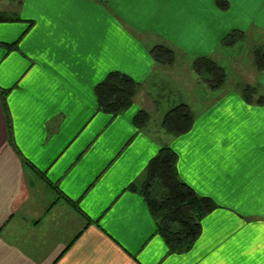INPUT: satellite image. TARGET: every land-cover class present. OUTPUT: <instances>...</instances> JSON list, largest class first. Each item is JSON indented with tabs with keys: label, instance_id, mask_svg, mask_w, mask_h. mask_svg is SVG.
Segmentation results:
<instances>
[{
	"label": "crops",
	"instance_id": "obj_1",
	"mask_svg": "<svg viewBox=\"0 0 264 264\" xmlns=\"http://www.w3.org/2000/svg\"><path fill=\"white\" fill-rule=\"evenodd\" d=\"M215 1L0 0V264H264V71L251 104L202 81L205 101L188 105L194 122L178 137L160 121L180 103L152 90L159 43L216 62L231 30L264 44V0ZM111 72L140 85L114 118L94 93ZM140 110L150 120L137 130ZM165 145L180 180L216 204L181 254L132 191Z\"/></svg>",
	"mask_w": 264,
	"mask_h": 264
},
{
	"label": "trees",
	"instance_id": "obj_2",
	"mask_svg": "<svg viewBox=\"0 0 264 264\" xmlns=\"http://www.w3.org/2000/svg\"><path fill=\"white\" fill-rule=\"evenodd\" d=\"M215 5L226 11V0H216ZM5 20L0 17V21ZM246 33L231 30L222 40L223 47H233L244 41ZM155 62L172 66L176 52L166 45H155L150 50ZM253 59L257 72L264 71V44L253 49ZM192 69L211 91H218L226 82L223 69L210 57H199L192 61ZM140 85L129 76L109 73L94 89L97 111L116 117L126 111L133 103ZM255 88L245 86L241 95L245 102L251 104ZM256 103H264V97H258ZM194 113L184 103L173 106L161 118L160 128L173 137L186 134L194 122ZM149 115L143 110L133 117V125L142 130L149 123ZM177 155L167 145L162 146L148 162L142 185L132 191L143 198L156 224V232L165 243L170 253L181 254L189 251L200 235V221L216 209V204L207 197L198 196L193 189L180 180L177 169Z\"/></svg>",
	"mask_w": 264,
	"mask_h": 264
},
{
	"label": "rangeland",
	"instance_id": "obj_3",
	"mask_svg": "<svg viewBox=\"0 0 264 264\" xmlns=\"http://www.w3.org/2000/svg\"><path fill=\"white\" fill-rule=\"evenodd\" d=\"M248 43L247 45L245 42L240 41L233 48H221L215 55L219 59L218 62L214 61L223 69L226 75L225 85L219 89V92L226 88L242 89L245 86L252 87L250 83L255 82L257 70L253 59V48L251 47L253 44L251 41H248ZM158 45H166V42ZM161 71L163 73L158 78L155 88L152 89L151 86V89L157 95H160L161 103L164 105L170 104L171 106L182 102L190 105L195 110L198 103L205 101V90H203L205 88H202L205 86L202 85L201 77L192 69V61L176 55L174 64L164 66ZM196 83H198L199 88L196 87ZM186 87L188 89L192 87L194 91L187 95L184 91Z\"/></svg>",
	"mask_w": 264,
	"mask_h": 264
}]
</instances>
